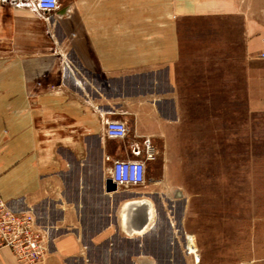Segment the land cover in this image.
<instances>
[{
    "label": "crops",
    "instance_id": "crops-1",
    "mask_svg": "<svg viewBox=\"0 0 264 264\" xmlns=\"http://www.w3.org/2000/svg\"><path fill=\"white\" fill-rule=\"evenodd\" d=\"M207 19L239 40L247 107L264 114V0H58L52 11L0 0V199L50 228L37 264H205L184 209L124 206L154 207L158 153L166 159L182 124L181 33ZM111 119L126 123L124 138L106 135ZM145 137L156 153L145 183L108 191L111 161L143 159ZM0 264L19 263L1 247Z\"/></svg>",
    "mask_w": 264,
    "mask_h": 264
},
{
    "label": "rangeland",
    "instance_id": "rangeland-1",
    "mask_svg": "<svg viewBox=\"0 0 264 264\" xmlns=\"http://www.w3.org/2000/svg\"><path fill=\"white\" fill-rule=\"evenodd\" d=\"M227 24L200 20L181 33L182 124L166 159L158 153L166 166L152 207L184 209L205 264L264 255V114L247 107L241 44ZM149 170L158 178L159 166Z\"/></svg>",
    "mask_w": 264,
    "mask_h": 264
},
{
    "label": "built area",
    "instance_id": "built-area-1",
    "mask_svg": "<svg viewBox=\"0 0 264 264\" xmlns=\"http://www.w3.org/2000/svg\"><path fill=\"white\" fill-rule=\"evenodd\" d=\"M43 11L57 8L58 0H32ZM128 128L123 120L111 119L106 122L105 133L109 138L122 139ZM143 159H114L109 169V180L115 187L127 188L145 183L146 162L155 159L150 139L143 141ZM109 160V157H106ZM50 228L37 223L31 211H15L0 199V248L12 250L19 264H37L49 252ZM188 250L196 253L193 238L188 239ZM197 256V255H195ZM197 259V257H195Z\"/></svg>",
    "mask_w": 264,
    "mask_h": 264
},
{
    "label": "bare ground",
    "instance_id": "bare-ground-1",
    "mask_svg": "<svg viewBox=\"0 0 264 264\" xmlns=\"http://www.w3.org/2000/svg\"><path fill=\"white\" fill-rule=\"evenodd\" d=\"M125 209H153L151 206H149L145 201H141V203H126Z\"/></svg>",
    "mask_w": 264,
    "mask_h": 264
},
{
    "label": "water",
    "instance_id": "water-1",
    "mask_svg": "<svg viewBox=\"0 0 264 264\" xmlns=\"http://www.w3.org/2000/svg\"><path fill=\"white\" fill-rule=\"evenodd\" d=\"M116 187H115V185H113L112 183H111V181L110 180H108L107 182H106V189L109 191V190H113V189H115Z\"/></svg>",
    "mask_w": 264,
    "mask_h": 264
}]
</instances>
